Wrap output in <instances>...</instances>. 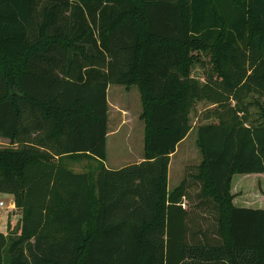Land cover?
Here are the masks:
<instances>
[{
	"label": "trees",
	"instance_id": "1",
	"mask_svg": "<svg viewBox=\"0 0 264 264\" xmlns=\"http://www.w3.org/2000/svg\"><path fill=\"white\" fill-rule=\"evenodd\" d=\"M113 84L140 91L145 157L112 169ZM200 102L202 160L170 191ZM0 138L22 213L0 264H264V0H0Z\"/></svg>",
	"mask_w": 264,
	"mask_h": 264
},
{
	"label": "rangeland",
	"instance_id": "2",
	"mask_svg": "<svg viewBox=\"0 0 264 264\" xmlns=\"http://www.w3.org/2000/svg\"><path fill=\"white\" fill-rule=\"evenodd\" d=\"M203 73L204 70L200 65L194 67L193 75L196 78L203 80ZM108 102L109 130L111 133L107 140V159L104 162L109 168H118L134 162L139 153L141 155L144 153L145 127L144 122L140 120V113L143 110L142 98L136 86L126 87L125 85L113 84L108 90ZM210 108L212 106L209 103L200 102L192 110L193 131L188 134V138L179 146L178 152L173 156V163L170 168L171 186L177 185L181 176L184 178L187 166L198 165L201 162L202 156L197 145V127L212 121L205 120L203 117ZM121 109L123 110L121 111ZM252 112L256 114L257 109L253 107ZM122 120L124 121L121 123ZM9 146H13L11 140L0 138V148ZM65 163L68 168L75 172L89 171L95 174L102 164L97 160L86 158L81 160L65 159ZM239 178L241 176L237 177V179ZM0 201L6 202L7 205L5 208H0V218L3 222L0 232H3L8 238H15L22 213L19 209L10 207L11 196L0 193Z\"/></svg>",
	"mask_w": 264,
	"mask_h": 264
},
{
	"label": "crops",
	"instance_id": "3",
	"mask_svg": "<svg viewBox=\"0 0 264 264\" xmlns=\"http://www.w3.org/2000/svg\"><path fill=\"white\" fill-rule=\"evenodd\" d=\"M137 87V86H136ZM142 109H143V105H142ZM123 109H121V111H122ZM124 112V111H123ZM142 112H143V110H142ZM142 112L140 113V114H142ZM122 113V112H121ZM140 120L141 121H143L144 122V127H145V120H143V119H141V115H140ZM124 120H122L121 121V123L123 122ZM109 124H110V113H109ZM110 126V125H109ZM110 129V128H109ZM193 131V128H192V130L190 131V132H192ZM110 133H111V131L109 130V133H108V136H107V140L109 139V136H110ZM188 137H186L183 141H181L180 143H179V145H178V147H177V150H176V152L175 153H173L172 154V156H171V162H170V167H169V183H168V188H169V190L171 191L172 189H174L175 188V186H177L180 182H181V180L183 179V177L181 176L180 177V179L177 181V185H175V186H171L170 185V168H171V166H172V163H173V156L178 152V149H179V146L187 139ZM144 157H145V147H144V153L141 155L140 153L136 156V158L138 159H136L134 162H132V163H130V164H135V163H140L141 161H143L144 160ZM202 160V159H201ZM130 164H128V165H130ZM124 166H127V165H124ZM124 166H121V167H124ZM108 167V166H107ZM121 167H118V168H121ZM113 169V168H112ZM182 178V179H181ZM172 187V188H171ZM9 196H11V195H9ZM12 197V196H11ZM12 199H13V197H12Z\"/></svg>",
	"mask_w": 264,
	"mask_h": 264
},
{
	"label": "built area",
	"instance_id": "4",
	"mask_svg": "<svg viewBox=\"0 0 264 264\" xmlns=\"http://www.w3.org/2000/svg\"><path fill=\"white\" fill-rule=\"evenodd\" d=\"M7 205H6V202L4 201H0V208H5ZM10 207L11 208H15V204H14V201L12 199V203L10 204ZM9 207V208H10ZM3 222H2V219L0 218V229H1V226H2Z\"/></svg>",
	"mask_w": 264,
	"mask_h": 264
}]
</instances>
